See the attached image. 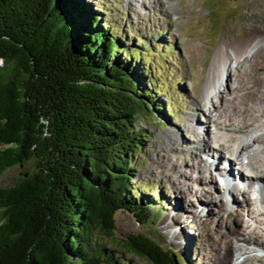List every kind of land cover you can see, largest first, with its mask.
I'll return each mask as SVG.
<instances>
[{
	"label": "trees",
	"instance_id": "1",
	"mask_svg": "<svg viewBox=\"0 0 264 264\" xmlns=\"http://www.w3.org/2000/svg\"><path fill=\"white\" fill-rule=\"evenodd\" d=\"M104 14L93 0H0V175L25 168L0 185V264L180 260L149 228L115 233L122 210L148 225L162 213L161 191L133 179L150 137L136 123L165 114L168 82L151 68L161 52L144 57Z\"/></svg>",
	"mask_w": 264,
	"mask_h": 264
},
{
	"label": "rangeland",
	"instance_id": "2",
	"mask_svg": "<svg viewBox=\"0 0 264 264\" xmlns=\"http://www.w3.org/2000/svg\"><path fill=\"white\" fill-rule=\"evenodd\" d=\"M93 1L107 8L103 18L118 24L144 57L146 48H153L152 54L161 52L153 56L151 68L168 82L156 93L165 114L142 116L136 123L150 137L144 157H136L133 179L161 191L163 202L155 207L160 206L162 213L148 225L130 211L118 212L117 236L149 228L179 254L178 264H216L213 254L227 253L231 240L248 247L250 254L264 256V246L258 243L264 242V142L254 140L264 137V35L244 29V8L253 0H164L165 7L161 0H146L137 2L136 9L129 8L127 0ZM260 12L250 18L264 17ZM140 35L146 40L137 38ZM248 37L251 41L236 59L231 42L243 45ZM253 75L262 80L253 99H248L246 86ZM246 107L248 114L241 111ZM170 131L186 143L179 146L175 141L171 146L165 137ZM205 142L207 149L196 153V146ZM226 162L231 172L248 178L249 185H225ZM24 169L5 170L0 185H14ZM249 227H256L261 235L247 244L243 239L249 238ZM234 229L245 232L239 230L235 238ZM96 235L123 252L114 238ZM125 254L132 264H151L142 256ZM240 255L236 253L234 264L240 262Z\"/></svg>",
	"mask_w": 264,
	"mask_h": 264
},
{
	"label": "bare ground",
	"instance_id": "3",
	"mask_svg": "<svg viewBox=\"0 0 264 264\" xmlns=\"http://www.w3.org/2000/svg\"><path fill=\"white\" fill-rule=\"evenodd\" d=\"M157 1L160 2L159 0H157ZM137 2H140L142 4L147 3L146 0H127L126 3L129 5V8L136 9L134 6L137 4ZM161 3L165 7L166 2L164 0H161ZM258 9H260V10H258ZM258 11L259 12L260 11H264V0H256V1L253 0V1H250L249 3L246 4V6L244 8V13H245V15L247 17V20H246L244 29H245V31H249V32L250 31H255V32H257V33H259L261 35H264V17L259 18L258 20L251 19L250 18V15H253L254 16L256 13H258ZM260 13H262V12H260ZM248 41H251V39L250 38L247 39V41L243 45H242V43L241 44H238V43H236L234 41L231 42L234 45V49H235L234 50V55H235V58L236 59H238V57H240L239 54L242 53L243 46H246V44H247ZM261 80L262 79L259 78V76H255V75L252 76V78L250 79L249 85L246 86L247 89H246L245 97H247L248 99H253V95H254L253 93H257L258 85H259V83H260ZM241 111H243L244 114H248L249 113L248 111H250V108L249 107H246V108H244V110H241ZM260 111L262 112V110H260ZM263 111H264V109H263ZM193 117H194V115L191 114V117L190 118H191V121L192 122L194 121V118ZM255 118L257 119L258 117L256 116V117H254V119ZM246 125L249 126L248 125V122L246 123ZM240 129H238V130H240ZM194 131L196 132V134H198L196 130H194ZM165 137H167V140H169L171 142L170 143L171 146L175 143V141H177V144L179 146L180 145H183L184 143H186L184 140H182L183 142H179L178 136L175 133H173L172 131L168 132V134L165 135ZM201 140H203V138ZM254 140H256V141H263L264 142V137L263 136L262 137L259 136V137H257ZM164 144L167 145V143H164ZM247 144L246 143L244 144L245 146H247L245 148H248V145ZM207 147H208V143L205 142V143L201 144V146H196L195 152L197 153L199 150L201 151V148L206 150ZM212 156L214 157L213 154H212ZM198 165H200V160L198 161ZM230 167H231L230 164H228L226 162L225 163V172L223 173L224 175L222 177V181H223V183L225 185L231 186L232 184L234 185V184L237 183L239 185L242 184V186H244V184L247 185L249 183L250 180L248 178L244 179L245 177L242 178L240 174L239 175L234 174L233 172L230 171ZM253 175L250 174L251 178L253 177ZM249 228H250L248 230L249 238L243 239L244 242H247V244L251 243V241H252L251 238L253 236H255L257 238V237H260V235H261V231L257 230L256 227H249ZM239 230H241V233L243 232V234H244L245 230H242V229H239ZM239 230L234 229V232H233L232 235L235 238L236 237L239 238L238 237V234H240V231ZM232 242L233 241L231 240V243H230V245L228 247V251L224 255L221 254V253L220 254L219 253L217 254V251L213 254L215 256L217 255L216 256V262H217L216 264H234L232 261L236 258V253L237 252H240L241 253V255L239 256L240 262L238 264H257V263H255L256 261H258V262L259 261H264V256L263 255H261V254H250L249 251H248L249 250L248 247L241 246V245H234V244H232ZM258 243H260V244H262L264 246V242L263 241L258 242ZM258 246H260V245H258ZM261 251H263V250H261Z\"/></svg>",
	"mask_w": 264,
	"mask_h": 264
}]
</instances>
